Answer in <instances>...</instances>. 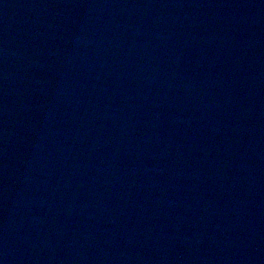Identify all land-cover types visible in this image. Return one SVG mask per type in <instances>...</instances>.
Masks as SVG:
<instances>
[{
	"label": "water",
	"instance_id": "water-1",
	"mask_svg": "<svg viewBox=\"0 0 264 264\" xmlns=\"http://www.w3.org/2000/svg\"><path fill=\"white\" fill-rule=\"evenodd\" d=\"M264 91V0H234Z\"/></svg>",
	"mask_w": 264,
	"mask_h": 264
}]
</instances>
